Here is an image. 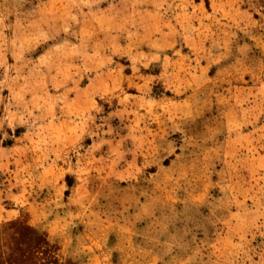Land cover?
<instances>
[{"label": "rangeland", "instance_id": "374dc122", "mask_svg": "<svg viewBox=\"0 0 264 264\" xmlns=\"http://www.w3.org/2000/svg\"><path fill=\"white\" fill-rule=\"evenodd\" d=\"M0 264H264V0H0Z\"/></svg>", "mask_w": 264, "mask_h": 264}]
</instances>
